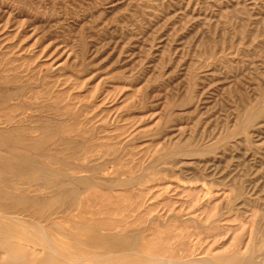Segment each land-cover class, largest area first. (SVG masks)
Returning <instances> with one entry per match:
<instances>
[{"label":"rangeland","instance_id":"1","mask_svg":"<svg viewBox=\"0 0 264 264\" xmlns=\"http://www.w3.org/2000/svg\"><path fill=\"white\" fill-rule=\"evenodd\" d=\"M0 193L35 260L42 225L68 261L264 264V0H0Z\"/></svg>","mask_w":264,"mask_h":264},{"label":"bare ground","instance_id":"2","mask_svg":"<svg viewBox=\"0 0 264 264\" xmlns=\"http://www.w3.org/2000/svg\"><path fill=\"white\" fill-rule=\"evenodd\" d=\"M16 166V165H15ZM46 171V170H45ZM44 171V173H43V175H45V174H48V172H45ZM25 172H27L26 170H25ZM40 173V172H39ZM41 174V173H40ZM26 175V174H25ZM72 177L70 178V180H69V184H72L73 185V183H75L74 181L78 178L76 175H71ZM83 176V175H82ZM85 176V175H84ZM88 176V175H87ZM19 178V177H18ZM16 179V178H15ZM54 179H56V178H54ZM50 180H53V179H50ZM46 181H48V179L46 180ZM9 182V181H8ZM24 182V181H23ZM58 182V185H62V187H59L60 188V190H59V192L61 193V195H63V194H65V195H71L72 194V192H73V189L71 188H66V186L64 185V183L61 181H57ZM40 183V182H39ZM22 185V184H21ZM42 185V184H41ZM45 185V184H44ZM37 186V185H36ZM7 189H8V187H7ZM23 189V188H22ZM26 189V188H25ZM45 189V188H44ZM20 191V190H19ZM21 192V191H20ZM47 193V192H46ZM29 194H32V193H29ZM60 195V196H61ZM4 196H5V198L6 199H12V200H15L16 201V203L17 204H20V203H29V204H33V203H37L38 202V200L37 199H25V198H23V197H16V196H13L12 195V193H5L4 194ZM23 196V195H22ZM30 196H32V195H30ZM36 196H38L37 194H36ZM0 197H2L3 198V195H2V193H0ZM46 197V196H45ZM32 198V197H31ZM37 198V197H36ZM14 206H12V207H7L6 209L7 210H9V209H11V208H13ZM0 211H3L2 209H0ZM7 215V214H6ZM16 217V216H15ZM6 219V218H9V219H12V221H16V222H18V223H20V220L22 219V218H20V217H18V218H14V217H11V216H5L4 214H2V213H0V220L1 219ZM9 219H8V221H9ZM7 220V219H6ZM11 221V220H10ZM28 221V220H27ZM29 221H31V220H29ZM33 222H34V220H32ZM31 221V222H32ZM15 222V223H16ZM23 223V222H22ZM30 223V222H29ZM35 224V223H34ZM20 225V224H19ZM36 225H37V223H36ZM23 226V225H22ZM24 227H27L26 225H24L23 226V228ZM35 227V226H34ZM60 227V226H59ZM67 227V226H66ZM65 227V228H66ZM28 228H30V227H28ZM22 229V228H21ZM27 229V228H26ZM32 230V229H31ZM7 229H3V230H1L0 231V250H3L5 253H4V259H3V261H0V264H89V263H85L84 261H82V260H80V258H78L77 260L78 261H68V260H66V259H62V256H61V253L59 252V249H58V247H57V245H55L50 239H49V236H48V232L46 231V228H44L42 225L40 226V227H38V232H36V234L38 235V233H39V238L42 240V242H43V244L45 245V249L46 248H48V253L46 254L45 253V255L44 256H41V257H38V258H36V260H35V258L33 259V255L36 253V251L35 250H33L32 249V247H29L28 249H29V252H20V249H19V247L17 248V249H14V247L16 246L15 245V243H12L11 242V240H10V238H11V235L10 234H8L7 232ZM26 231V230H25ZM33 232V231H32ZM57 232V231H56ZM61 232V231H60ZM26 233V232H25ZM62 233H64V232H62ZM34 234V233H33ZM60 234V233H59ZM50 235V234H49ZM121 235V234H120ZM28 236H29V234H28ZM38 236H36V237H38ZM69 236V235H68ZM101 236V235H100ZM122 236V235H121ZM70 237V236H69ZM117 237V236H116ZM124 237V236H123ZM131 237V236H130ZM129 237V238H130ZM134 237V236H133ZM32 239H34L33 237H32ZM72 239V238H71ZM77 239V238H76ZM81 240V239H80ZM80 240H77V241H80ZM108 240V239H107ZM138 240V239H137ZM76 241V240H75ZM40 242V241H39ZM41 242V243H42ZM138 242V241H137ZM117 243V242H116ZM130 243H131V241H130ZM84 244V243H83ZM132 244V243H131ZM43 245V246H44ZM81 245H82V243H81ZM114 245V244H113ZM134 245V244H133ZM139 245V244H138ZM42 246V245H41ZM40 246V247H41ZM27 247V246H26ZM85 247V246H84ZM136 247H137V245H136ZM138 248V247H137ZM41 249H43V248H41ZM47 250V249H46ZM41 252V251H40ZM62 253H64V252H62ZM66 254V253H65ZM64 254V255H65ZM120 254V253H119ZM123 254V253H122ZM130 254H132V253H130ZM3 255V254H2ZM41 255H43V254H41ZM112 255V254H111ZM116 255H118V254H116ZM121 255V254H120ZM119 255V256H120ZM126 255V254H125ZM72 256V255H71ZM83 256V255H82ZM99 256V255H98ZM98 256H96V258L98 257ZM113 256V255H112ZM114 256H115V254H114ZM114 256H113V258H114ZM123 256V255H122ZM133 256V255H132ZM135 256H141V255H135ZM146 256V255H145ZM90 257V256H89ZM100 257V256H99ZM108 257H110V256H108ZM108 257H107V259H108ZM150 257V256H149ZM77 258V257H76ZM95 258V256L93 255V259ZM106 258V257H105ZM105 258L103 259V261H105ZM148 258V257H147ZM159 258V257H158ZM158 258H154L153 257V259H157L158 260ZM74 259V258H73ZM92 259V260H93ZM106 259V260H107ZM111 259V258H110ZM149 259V258H148ZM163 259V258H162ZM188 259V258H187ZM190 259V258H189ZM194 259V258H193ZM196 259V258H195ZM199 259V258H198ZM70 260V259H69ZM76 260V259H75ZM87 260H88V257H87ZM90 260V259H89ZM97 260V259H96ZM98 260H100V262H101V259H98ZM97 260V261H98ZM118 260V259H117ZM147 260V259H146ZM150 260V259H149ZM151 260H152V258H151ZM86 261V260H85ZM102 261V262H103ZM160 261V262H159ZM205 261V260H204ZM207 261H209V259L207 260ZM206 261V262H207ZM92 262V261H91ZM195 262V261H194ZM199 262V261H198ZM211 262V263H210ZM113 263V262H112ZM145 263V262H144ZM205 263V262H204ZM208 264H213L212 263V261L210 260L209 262H207ZM99 264H102V263H99ZM109 264V263H108ZM146 264H198V263H193V262H178V261H172V260H169V259H166V260H162L161 261V258H159V260L158 261H149V263H146ZM202 264V263H201Z\"/></svg>","mask_w":264,"mask_h":264}]
</instances>
